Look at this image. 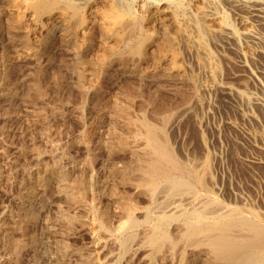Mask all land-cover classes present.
I'll return each instance as SVG.
<instances>
[{
  "label": "rangeland",
  "instance_id": "374dc122",
  "mask_svg": "<svg viewBox=\"0 0 264 264\" xmlns=\"http://www.w3.org/2000/svg\"><path fill=\"white\" fill-rule=\"evenodd\" d=\"M75 1L86 11V4L93 0ZM122 1L131 2L128 4L133 8L140 4L152 8L164 5L173 13L174 24L179 29L170 27L168 32L173 34L179 30L181 34L176 56L177 66L182 67L183 72L180 77L168 75L164 62L154 65L148 60L139 64L128 57L122 58L123 61L108 62L105 72L93 73L91 67L95 58L103 57L98 52L100 39L95 28L91 29L93 44L85 54L90 61L86 60L89 63L82 66L78 65L73 48L69 50L57 40L59 25L46 33L37 32L28 37V45L23 47L20 43L25 37L24 28L27 30L29 27H24L26 24L13 25L9 30L4 25L7 17L0 13V224L5 228L2 234L8 233L7 228L17 225L16 230L9 231L17 243L16 247L7 249V245L0 242V257L3 258H0V264H179L184 254V244L180 239L184 222L192 212H200L204 207L201 204H206V201L215 197L219 208L223 206L224 210L241 206L264 214V45L250 42L237 33L241 31L237 17L243 15L249 5L248 8L258 6L262 18H250V21L253 29L256 28L255 31L264 37V0L249 3L246 0H204L203 3L202 0ZM237 1L242 9L232 6ZM6 6V0H0V12ZM199 6H205L225 21L224 24L233 25L234 31L236 29V44L232 45L205 36L211 68L201 63V49L193 40L197 34L194 21ZM101 10L99 7L98 11ZM246 14L243 16L248 17ZM86 15L89 20H95L87 11ZM151 23L153 34L159 38L161 31L157 23ZM248 49L253 50V56H249ZM116 58L121 59V56ZM35 83L39 86L38 92L33 88ZM254 100L262 103L263 107ZM132 120L138 123L134 127L129 123ZM143 121L154 127L157 133L165 134L166 156L168 161H172H167V169L180 174L188 187L195 190L194 195L175 194L169 198L166 207L163 194H157L158 199L155 197L153 203L123 183V177L128 173L124 170L132 165L133 160L129 151L120 150L119 141L126 138L124 142L127 140L131 151L143 147L144 141L135 138L139 123ZM202 161L208 164L209 171L211 169L204 179L208 195L195 187L192 177ZM79 182L87 187L82 190ZM80 192L79 200L72 197ZM69 196L74 200H68ZM123 197L130 198L137 208L133 215L136 225L132 229H129L128 219L117 205ZM151 211H156V215ZM101 215L103 217L100 218ZM166 215L173 219L165 220ZM18 217L23 221L19 222L21 219ZM129 230L132 238L129 248L123 250L120 239L131 232ZM153 231L166 232L173 242L170 247L165 245L158 254L150 257L147 240ZM58 251L67 253L64 262L50 260ZM185 255L186 263L190 264L193 260L191 253Z\"/></svg>",
  "mask_w": 264,
  "mask_h": 264
},
{
  "label": "bare ground",
  "instance_id": "6f19581e",
  "mask_svg": "<svg viewBox=\"0 0 264 264\" xmlns=\"http://www.w3.org/2000/svg\"><path fill=\"white\" fill-rule=\"evenodd\" d=\"M4 1V0H3ZM81 1V0H79ZM126 1V0H125ZM190 1V0H189ZM204 0H202L203 3ZM236 1V0H235ZM252 0H246V2ZM7 6L3 8L0 12L7 17L5 20L8 29L13 25L26 24L29 29L25 30V37L21 41V45L24 47L28 45L27 41L33 34L37 32L39 34L46 33L50 29H52L55 25L60 26V30L58 33V39L63 47L67 49L70 47L73 48V53L77 56L78 65H86L89 62L85 58V54L91 48V43L93 41V35L91 34V29L98 30L99 34V44H98V52L103 54L99 56L102 58H95L96 61L93 62L91 68H93V73L97 72H105L107 67L105 66L108 62L112 61H123L122 58H130L133 61H136L139 64L145 63L148 60L152 62L154 65L159 62L166 63V72L168 75L176 74L182 75L181 68L177 66L176 56L178 50L179 38L181 37L178 32H173L170 34L168 29L173 27L175 29H179L174 24V15L172 12L168 10V7L161 5L155 8H152L150 5H136L137 7L133 8L128 3L131 2H123L122 0H93L92 2H88L86 4V11L89 12V15H93V21L87 18L86 11L81 8L82 4L75 3L74 0H6ZM84 2V1H83ZM244 2V1H242ZM258 2V1H257ZM256 2V3H257ZM155 3V2H154ZM160 3V2H159ZM178 3V2H177ZM188 3V2H186ZM249 3V2H248ZM260 3V2H259ZM148 4V3H147ZM206 4V2H205ZM244 4V3H243ZM80 5V6H79ZM194 5V3H193ZM199 5V4H198ZM209 5V4H208ZM245 5V4H244ZM255 5V4H254ZM85 6V5H84ZM157 6V5H156ZM233 7H238L242 9L239 2H235L232 4ZM250 6V5H249ZM248 6V7H249ZM252 6V5H251ZM101 7V11H98V8ZM197 8L196 20L194 21V28L197 29L195 45L201 49L203 65L210 67L211 64V56L206 51L208 49L205 48L204 40L208 36L210 38H216L220 42L226 44H234L235 43V32L233 25H226L219 18L216 13L211 12L208 8ZM215 7V6H214ZM246 9V15L248 17L240 14L237 17V22L240 28V32H237L239 36H243L246 39L251 40L250 42H257L260 45H264V37L259 35L254 26H252L250 18H262L259 12V8H251ZM261 7H263L261 5ZM85 8V7H84ZM175 8V7H173ZM212 8V7H211ZM210 8V9H211ZM245 8V7H244ZM176 9V8H175ZM184 9V8H183ZM239 9V8H238ZM240 9V10H241ZM263 11V10H261ZM186 12V11H185ZM264 12V11H263ZM240 13V12H239ZM182 16V15H181ZM192 17V16H191ZM184 18V17H183ZM227 20V19H226ZM252 20V19H251ZM14 22V24L11 23ZM155 21L157 23V28L161 31V36L157 38L153 34L152 23ZM187 21V20H186ZM202 22L207 24H202ZM151 23V24H150ZM178 23V22H177ZM183 23V22H182ZM253 23V22H252ZM185 25V23H184ZM22 26V25H21ZM156 26V24H155ZM175 26V27H174ZM179 26V25H177ZM235 26V25H234ZM6 27V26H5ZM20 27V26H19ZM237 27V26H236ZM15 28V27H14ZM17 28V27H16ZM15 28V29H16ZM59 28V27H57ZM233 28V29H232ZM12 29V28H11ZM18 29V28H17ZM20 29V28H19ZM18 29V30H19ZM22 29V28H21ZM238 29V28H237ZM10 30V29H9ZM3 31V30H2ZM13 30H11L12 32ZM96 32V31H95ZM2 33V32H1ZM7 33V32H6ZM181 33V32H180ZM22 34V33H21ZM183 34V33H182ZM185 34V33H184ZM191 36V34H190ZM206 36V37H205ZM97 38V39H98ZM2 39V38H1ZM10 39V38H9ZM36 40V38H35ZM237 40V39H236ZM32 41V40H31ZM93 44V43H92ZM236 44V43H235ZM28 47V46H27ZM49 47V46H48ZM35 48V47H34ZM37 48V47H36ZM58 48V47H57ZM183 48V47H182ZM185 48V47H184ZM253 49V48H251ZM46 50V49H45ZM49 50V49H48ZM249 50V49H248ZM19 51V50H18ZM22 51V50H21ZM253 51V50H252ZM248 51L249 56H253V52ZM255 51V50H254ZM95 52V51H94ZM120 53H123L121 55ZM212 53V52H211ZM246 53V52H245ZM22 54V53H21ZM89 54V53H88ZM98 54V53H96ZM120 54V55H119ZM182 54V53H181ZM50 55V54H49ZM48 55V56H49ZM54 55V54H53ZM119 55V56H118ZM32 56V55H31ZM71 56V55H70ZM121 56V59L116 58ZM242 56V55H240ZM201 57V56H200ZM199 57V58H200ZM127 58V59H128ZM179 58V57H177ZM251 58V57H250ZM18 59V58H17ZM54 59V58H53ZM215 59V58H214ZM10 60V59H9ZM39 60V59H38ZM11 61V60H10ZM90 61V60H89ZM93 61V59H92ZM179 61V60H178ZM183 61V60H182ZM110 63V65H111ZM92 63H90L91 65ZM163 64V63H162ZM182 64V63H181ZM108 65V64H107ZM152 65V64H151ZM158 65V64H157ZM183 65V64H182ZM202 65V64H201ZM203 66V67H204ZM216 66V65H215ZM106 67V68H105ZM110 67V66H109ZM213 67V66H212ZM85 68V67H84ZM164 68V67H163ZM201 68V67H200ZM205 68V67H204ZM207 68V67H206ZM211 68V67H210ZM216 68V67H215ZM1 69V68H0ZM42 70V69H39ZM140 70V69H139ZM204 70V69H203ZM213 70V69H212ZM43 71V70H42ZM141 71V70H140ZM90 72V71H89ZM119 72V71H118ZM86 73V72H85ZM96 73V72H95ZM141 73V72H140ZM92 74V73H91ZM98 74V73H97ZM154 75V73H152ZM158 74V73H157ZM1 75V74H0ZM144 75V74H143ZM175 75V76H176ZM192 75V74H191ZM210 75V74H209ZM217 75V74H216ZM85 76V75H84ZM95 76V75H94ZM116 76V75H115ZM188 76V74H187ZM186 76V77H187ZM211 76V75H210ZM1 77V76H0ZM141 77V76H140ZM216 77V76H215ZM97 78V77H96ZM188 78V77H187ZM190 78V76H189ZM188 78V80H189ZM214 78V77H213ZM58 79V78H57ZM60 79V78H59ZM199 79V77H198ZM56 80V79H55ZM86 80V79H85ZM93 80V79H92ZM167 80V79H166ZM191 80V78H190ZM200 80V79H199ZM212 80V79H211ZM88 81V80H87ZM175 81V80H174ZM194 81V80H193ZM152 82V81H151ZM181 82V81H180ZM106 83V82H105ZM96 84V83H95ZM199 84V83H198ZM217 85V84H216ZM188 86V85H187ZM58 87V86H57ZM136 87V86H135ZM202 87V86H201ZM33 88L36 92L40 91L39 86L33 85ZM221 88V87H220ZM226 88V87H225ZM15 89V88H14ZM56 89V88H55ZM96 89V88H95ZM128 89V88H127ZM217 89V88H216ZM223 89V88H222ZM220 89V90H222ZM229 89V88H228ZM46 90V89H45ZM108 90V89H107ZM182 90V89H181ZM188 90V89H187ZM198 90V89H197ZM183 91V90H182ZM193 91V90H192ZM201 91V90H200ZM215 91V90H214ZM225 91V89H224ZM231 92V90H228ZM32 92V91H31ZM190 92V91H189ZM227 92V91H226ZM264 93V91H262ZM132 93V92H131ZM180 93V92H179ZM182 93V92H181ZM191 93V92H190ZM229 93V92H228ZM201 94V93H200ZM45 95V93H44ZM241 95V94H240ZM121 96V95H120ZM192 96V95H191ZM242 96V95H241ZM183 97V94H182ZM189 97V96H188ZM195 97V96H194ZM198 97V96H197ZM201 97V95H200ZM193 98V97H192ZM37 99V98H36ZM190 100V99H189ZM194 100V99H193ZM245 100V99H244ZM191 101V100H190ZM188 101V102H190ZM255 101V100H254ZM257 101V100H256ZM255 101V102H256ZM61 102V101H60ZM195 102V101H193ZM245 102V101H244ZM125 103V102H124ZM149 103V102H148ZM187 104V102H185ZM261 105L260 103H257ZM98 105V104H97ZM145 105V104H144ZM173 105V104H172ZM95 106V105H94ZM106 106V105H105ZM114 106V105H113ZM117 106V105H116ZM115 106V107H116ZM183 106V104H182ZM262 106V105H261ZM130 107V106H129ZM181 107V106H180ZM263 107V106H262ZM106 108V107H105ZM111 108V107H110ZM109 108V109H110ZM118 108V107H117ZM264 108V107H263ZM121 109V108H120ZM128 110V109H127ZM175 110V109H174ZM170 112V111H169ZM131 113V112H130ZM162 113V112H161ZM171 113V112H170ZM168 113V114H170ZM32 114V113H31ZM135 114V113H134ZM97 115V114H96ZM160 115V114H159ZM126 116V115H125ZM144 116V115H143ZM163 116V115H161ZM94 117V116H93ZM123 117V116H122ZM95 118V117H94ZM129 119V118H128ZM136 121V120H134ZM94 122V121H93ZM137 122V121H136ZM130 121L131 126L137 125L138 123ZM154 122V121H153ZM164 122V121H163ZM166 122V120H165ZM43 123V122H42ZM80 123V122H79ZM160 123V122H159ZM125 124V123H124ZM141 130H137L135 134V138H141L144 141L143 147H141L137 151H131L128 149V142L125 139L124 141H119V148L121 151H129L130 157H132V165L130 164L125 172L127 175L123 177V183L128 184L130 187L135 189L137 194L145 195L146 198L151 202L155 203L156 200L154 198L157 194H163L165 199L163 201L164 206L168 205V200L175 194H184L190 193L191 195L195 194V190L188 187L183 181V177H180V174H174L172 169H167L168 157L166 156V141L164 135L161 133H157V131L151 125L147 123L140 122L139 123ZM46 125V124H45ZM81 125V124H80ZM83 126V125H82ZM124 126V125H123ZM157 126V125H156ZM134 127V126H133ZM158 128V127H157ZM116 129V128H115ZM126 129V128H125ZM130 129V128H129ZM167 129V128H166ZM116 132V131H115ZM112 133V132H111ZM109 134V133H108ZM113 134V133H112ZM116 135V134H115ZM118 135V134H117ZM110 137V136H109ZM114 137V136H112ZM116 137V136H115ZM124 138V137H123ZM103 139V138H102ZM116 139V138H115ZM123 140V139H121ZM102 143V142H101ZM132 143V142H130ZM138 143V142H137ZM136 143V144H137ZM140 143V142H139ZM111 144V143H110ZM135 144V142H134ZM141 144V143H140ZM139 145V144H137ZM131 145H129L130 147ZM136 146V145H135ZM35 147V146H34ZM135 148V147H134ZM101 149V148H100ZM52 151V150H51ZM54 153V152H53ZM101 153V152H100ZM115 155V154H114ZM207 155V154H206ZM63 156V155H62ZM128 156V155H127ZM59 157V156H58ZM121 157V156H120ZM210 158V157H209ZM249 158V157H248ZM204 159V158H203ZM111 161V160H110ZM168 161V162H167ZM210 161V160H209ZM40 162V161H39ZM88 162V161H87ZM172 163V161H170ZM169 162V163H170ZM203 162V161H202ZM46 163V162H45ZM124 163V162H123ZM128 163V162H127ZM194 163V162H193ZM251 163V162H249ZM199 164V163H197ZM252 164V163H251ZM256 164V163H254ZM56 165V164H55ZM59 165V164H58ZM88 166V165H87ZM121 166V165H120ZM178 166V165H177ZM211 166V165H210ZM51 167V166H50ZM114 167L117 168L115 165ZM119 167V166H118ZM108 168V167H107ZM170 168V167H169ZM197 168V167H196ZM208 164L206 162L200 163L197 171H193V182L196 184V188L199 190L205 191L208 195L210 194L208 188L205 186L204 179L209 176L208 174ZM51 169V168H50ZM65 169V168H64ZM193 169V168H192ZM107 170V169H106ZM65 171V170H64ZM85 171V170H84ZM185 171V170H184ZM211 171V169H210ZM209 171V172H210ZM57 172V171H56ZM60 173V172H59ZM183 171L181 172L182 175ZM38 174V173H37ZM61 174V173H60ZM58 174V175H60ZM107 174V173H106ZM40 175V173H39ZM65 176V175H64ZM79 176V175H77ZM107 176V175H106ZM183 176V175H182ZM122 177V176H121ZM9 178V177H8ZM28 178V177H26ZM34 179V178H33ZM212 179V178H210ZM46 180V179H45ZM65 180V179H63ZM71 179H69L70 181ZM36 181V180H35ZM106 181V180H104ZM209 181V180H207ZM213 181V180H212ZM29 182V181H28ZM27 182V183H28ZM33 182V181H32ZM45 182V181H44ZM64 182V181H63ZM71 182V181H70ZM74 182V181H73ZM122 182V181H121ZM8 183V182H7ZM62 183V182H61ZM65 183V182H64ZM68 183V181H67ZM101 183V182H100ZM35 184V182H34ZM38 184V183H37ZM45 184V183H44ZM108 184V183H107ZM106 184V185H107ZM118 184V183H117ZM40 185V184H39ZM61 185V184H60ZM59 185V186H60ZM73 185V184H72ZM105 185V184H104ZM105 185V186H106ZM110 185V184H109ZM20 186V184L18 185ZM30 186V185H29ZM71 186V185H70ZM79 188L81 187L84 190V183L79 182ZM89 186V185H88ZM96 186V185H95ZM121 186V185H120ZM118 186V187H120ZM128 186V187H129ZM32 187V186H30ZM50 187V186H49ZM101 187V186H100ZM112 187V186H111ZM123 187V186H122ZM121 187V188H122ZM77 188V186H76ZM106 188V187H104ZM114 188V187H113ZM127 188V187H126ZM34 189V188H33ZM45 189V188H44ZM78 189V188H77ZM111 189V188H110ZM43 190V189H42ZM103 190V189H102ZM108 190V189H107ZM86 191V190H85ZM115 191V190H114ZM116 192V191H115ZM203 192V193H205ZM74 193V192H73ZM71 193V195H73ZM113 193V192H109ZM88 194V193H87ZM128 194V193H127ZM67 195V194H66ZM75 195V196H74ZM72 197L74 199L77 197V200L80 193L74 194ZM108 195V194H107ZM112 195V194H111ZM116 195V194H115ZM198 195V194H197ZM160 196V195H159ZM186 196V195H185ZM210 196V195H209ZM71 197V196H69ZM68 197V198H69ZM72 197L68 200H74ZM121 197V195H120ZM202 197V196H201ZM207 197V196H206ZM211 197V196H210ZM23 198V197H22ZM81 198V197H80ZM116 198V197H115ZM157 198V197H156ZM155 198V199H156ZM215 198V197H214ZM212 198L206 201V204H201V211L189 213L190 216L188 220H183L184 229L180 235V239L184 244V254L181 256L179 264H187L185 253H191L192 262L190 264H264V214L257 213L253 210H249L239 207L226 208L225 210L220 207L217 201ZM67 199V198H66ZM117 199V198H116ZM146 199V200H147ZM158 199V198H157ZM160 199V198H159ZM172 199V198H171ZM199 199V197H198ZM208 199V198H207ZM28 200V199H27ZM87 200V199H86ZM121 201L117 203L120 206V211L122 215H125L128 219V227L132 229L136 225L135 216V206L130 202V198L126 199L123 197L120 199ZM178 200V199H177ZM201 200V199H200ZM119 201V200H118ZM194 201V200H193ZM202 201V200H201ZM69 202V201H68ZM186 202V201H182ZM111 203V202H110ZM134 203V202H133ZM160 203V202H159ZM174 203V202H173ZM172 203V204H173ZM180 203V201H179ZM199 203V202H198ZM114 204V203H113ZM187 204V203H186ZM115 205V204H114ZM119 208V206H117ZM137 205V204H136ZM170 205V204H169ZM181 205V203H180ZM189 205V204H188ZM192 205V204H191ZM197 205V204H195ZM199 205V204H198ZM31 206V205H30ZM89 206V205H88ZM153 206V205H152ZM163 206V205H162ZM163 206V207H164ZM23 207V206H22ZM26 207V206H25ZM33 207V206H32ZM105 207V206H104ZM145 207V206H144ZM180 207V206H179ZM196 207V206H195ZM228 207V206H227ZM24 208V207H23ZM117 208V209H118ZM157 208V207H156ZM181 208V207H180ZM179 208V209H180ZM29 209V208H28ZM31 209V208H30ZM108 209V208H107ZM140 209V208H139ZM142 209V207H141ZM151 209V208H150ZM159 209V207H158ZM177 209V210H179ZM196 209V208H195ZM199 209V210H200ZM116 210V209H115ZM152 210V209H151ZM154 210V209H153ZM21 211V210H20ZM103 211V210H102ZM101 211V212H102ZM111 212V210H109ZM114 211V210H113ZM145 211V210H144ZM143 211V212H144ZM157 211V210H156ZM155 211V212H156ZM163 211V210H162ZM168 211V210H167ZM171 211V210H170ZM169 211V212H170ZM183 211V210H182ZM186 211V209H185ZM22 212V211H21ZM100 212V213H101ZM116 212V211H114ZM154 212V213H155ZM161 212V211H160ZM159 212V213H160ZM178 212V211H175ZM173 212V213H175ZM181 212V210L179 211ZM262 212V211H261ZM12 213V212H11ZM32 213H35L32 211ZM142 213V212H141ZM151 213H153L151 211ZM153 213V215H154ZM167 213V212H166ZM14 214V213H13ZM18 214V213H17ZM118 214V213H117ZM165 214V213H164ZM168 214V213H167ZM21 215H24L21 213ZM20 215V216H21ZM28 215V214H27ZM65 215V214H64ZM69 215V214H68ZM114 215V214H113ZM148 215V214H147ZM156 215V213H155ZM170 215V214H169ZM165 216V220L171 219L170 216ZM176 215V214H175ZM186 215V214H185ZM189 215V214H188ZM3 216V215H2ZM9 216V215H7ZM6 216V217H7ZM18 216V215H17ZM71 216V215H70ZM73 216V215H72ZM118 216V215H117ZM143 216V215H142ZM180 216V215H178ZM177 216V217H178ZM4 216V218H6ZM30 215L28 216L29 219ZM103 217L102 215L100 218ZM150 216H147L149 218ZM154 217V216H153ZM175 217V218H177ZM182 217V215H181ZM187 218V215L185 216ZM184 217V218H185ZM3 218V217H2ZM3 218V219H4ZM14 218V216H13ZM19 218V217H18ZM18 218L16 220H18ZM24 218V216H23ZM34 218V217H33ZM60 218V217H59ZM115 218V217H114ZM163 218V217H162ZM180 218V217H179ZM185 218V219H186ZM21 219V217L19 218ZM27 219V218H26ZM65 219V218H64ZM75 219V218H74ZM73 219V220H74ZM112 219V218H111ZM173 219V218H172ZM181 219V218H180ZM5 220V219H4ZM68 220V218H67ZM66 220V221H67ZM99 220V219H98ZM102 220V219H101ZM104 220V219H103ZM102 220V222H104ZM162 220V219H161ZM175 220V219H174ZM15 221V220H14ZM23 221V219L19 220ZM31 221V220H30ZM70 221V220H68ZM122 221V219H121ZM120 221V222H121ZM180 221V220H179ZM182 221V220H181ZM3 222V220H2ZM74 222V221H73ZM77 222V221H76ZM125 222V221H124ZM154 222V221H153ZM160 222V221H159ZM162 222V221H161ZM160 222V223H161ZM165 222V221H164ZM1 223V222H0ZM29 223V222H28ZM65 223V222H64ZM70 223V222H69ZM80 223V222H79ZM111 223V222H110ZM122 223V222H121ZM148 223V222H147ZM156 223V222H155ZM5 223L3 222V225ZM15 224V223H14ZM19 224V223H18ZM26 224V223H25ZM75 224V223H74ZM77 224V223H76ZM119 224V223H118ZM125 224V223H124ZM162 224V223H161ZM160 224V226H161ZM173 224V223H172ZM183 224V223H182ZM98 225V224H97ZM157 225V224H154ZM179 225V224H178ZM21 226V225H20ZM69 226V225H68ZM159 226V227H160ZM181 226V225H180ZM183 226V225H182ZM10 227V226H9ZM120 227V226H119ZM155 227V226H154ZM17 225H12L9 229L6 230L8 233H3L5 228H3L2 224H0V242L6 244V248L10 246H14L15 240L13 241L12 235L10 234V230H16ZM19 228V226H18ZM23 228V227H22ZM21 228V229H22ZM25 228V227H24ZM117 228V227H116ZM115 228V229H116ZM123 228V227H122ZM120 228V229H122ZM140 228V227H139ZM153 228V227H152ZM158 228V227H157ZM169 228V227H168ZM175 228V227H174ZM118 229V228H117ZM119 229V231H120ZM137 229V228H136ZM179 229V228H178ZM68 230V229H67ZM108 230V229H107ZM139 230V229H138ZM142 230V229H141ZM156 230V229H155ZM160 230V229H159ZM182 230V228H181ZM180 230V231H181ZM6 231V232H7ZM116 231V230H114ZM131 231V230H129ZM148 231V230H147ZM150 231V230H149ZM158 231V230H157ZM162 231V230H160ZM165 231V230H163ZM12 232V231H11ZM118 232V230H117ZM146 232V230H145ZM154 232V231H153ZM159 232V231H158ZM19 233V232H18ZM62 233V232H61ZM115 233V232H114ZM120 233V232H119ZM20 234V233H19ZM118 233H116L117 235ZM179 234V233H178ZM177 234V235H178ZM18 235V234H17ZM145 235V234H144ZM121 236V235H120ZM18 237V236H17ZM101 237V236H100ZM104 237V236H103ZM136 237V236H135ZM134 237V238H135ZM16 238V237H15ZM132 238V231L128 232L127 235L123 236L120 239V244L123 250H127L129 248V243ZM171 236L165 233H153L147 240V245H149L148 250L150 252V257L158 254L161 248L165 245L171 246L172 240ZM177 238V237H176ZM174 238V239H176ZM105 240V239H104ZM112 240V239H111ZM139 240V239H138ZM137 240V241H138ZM28 241V240H27ZM136 241V240H135ZM172 241V242H171ZM18 242V241H17ZM64 242V241H63ZM60 243V242H59ZM118 243V242H117ZM68 244V243H67ZM99 244V243H98ZM111 245V243H108ZM134 244V243H133ZM9 245V246H8ZM23 245V244H22ZM59 245V244H58ZM64 245V244H63ZM1 246V244H0ZM5 246V245H4ZM54 246V245H53ZM60 246H62L60 244ZM59 246V247H60ZM186 246V247H185ZM16 247V245H15ZM183 247V246H182ZM5 248V247H3ZM12 248V247H11ZM65 249V246L63 247ZM118 248V247H117ZM168 248V247H167ZM179 248V247H178ZM1 249V248H0ZM8 249V248H7ZM13 251L16 248H12ZM9 248V250H12ZM56 249L57 248L56 246ZM68 249V248H67ZM66 249V250H67ZM166 249V248H165ZM3 250V249H2ZM1 250V251H2ZM69 250V249H68ZM111 250V249H110ZM139 250V249H138ZM146 250V249H145ZM179 250V249H178ZM18 251V250H17ZM45 251V250H44ZM84 251V250H83ZM164 251V250H163ZM167 251V250H166ZM8 252V251H7ZM12 253V251H10ZM165 252V251H164ZM168 252V251H167ZM166 252V253H167ZM176 252V251H174ZM4 253V252H3ZM16 253V252H15ZM124 253V252H123ZM146 253V252H145ZM161 253V252H160ZM17 254V253H16ZM15 254V255H16ZM52 254V252H51ZM67 253L65 251H58L54 256L50 258V260L61 262ZM105 254V253H104ZM118 254V253H117ZM116 254V256H117ZM142 254V253H141ZM164 254V253H163ZM162 254V255H163ZM172 254V253H171ZM174 254V253H173ZM10 255V253H9ZM125 255V253H124ZM123 255V256H124ZM133 255V254H132ZM160 255V254H159ZM7 256V255H6ZM50 255H48L49 257ZM73 256V255H72ZM75 256V255H74ZM143 256V255H142ZM158 256V255H157ZM170 256V255H169ZM168 256V259L170 258ZM79 257V256H78ZM106 257V256H105ZM149 257V256H148ZM163 257V256H162ZM2 258V257H0ZM5 258V257H4ZM66 258V257H65ZM64 258V259H65ZM81 258V257H80ZM112 258V257H111ZM3 259V258H2ZM11 259V258H10ZM13 259V258H12ZM92 259V258H91ZM108 259V258H107ZM110 259V258H109ZM156 259V258H155ZM160 259V258H159ZM171 259V258H170ZM9 261L7 258L5 259ZM128 260V259H127ZM145 260V259H144ZM166 260V259H165ZM164 260V261H165ZM4 261V260H3ZM2 261V262H3ZM131 261V260H130ZM142 261V260H141ZM161 261V259H160ZM48 262V261H47ZM64 262V261H63ZM105 262V261H104ZM135 262V261H134ZM132 262V263H134ZM156 262V260H155ZM159 262V260H158ZM169 262V261H168ZM4 263V262H3ZM2 263V264H3ZM8 263V262H7ZM66 263V262H65ZM89 263V262H88ZM140 263V262H139ZM161 263V262H160ZM163 263V262H162ZM167 263V262H166ZM175 263V262H173ZM44 264V263H43ZM70 264V263H69ZM106 264V263H105ZM143 264V263H142ZM164 264V263H163Z\"/></svg>",
  "mask_w": 264,
  "mask_h": 264
}]
</instances>
